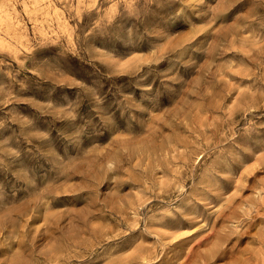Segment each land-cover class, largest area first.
I'll return each instance as SVG.
<instances>
[{
  "label": "rangeland",
  "instance_id": "obj_1",
  "mask_svg": "<svg viewBox=\"0 0 264 264\" xmlns=\"http://www.w3.org/2000/svg\"><path fill=\"white\" fill-rule=\"evenodd\" d=\"M0 264H264V0H0Z\"/></svg>",
  "mask_w": 264,
  "mask_h": 264
}]
</instances>
